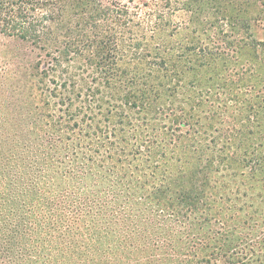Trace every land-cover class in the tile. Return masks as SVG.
<instances>
[{"label":"rangeland","instance_id":"374dc122","mask_svg":"<svg viewBox=\"0 0 264 264\" xmlns=\"http://www.w3.org/2000/svg\"><path fill=\"white\" fill-rule=\"evenodd\" d=\"M103 4H113L109 8L114 10L129 6L131 29L123 32L115 26L116 15L108 21L96 12L88 34L99 33L101 24L107 26L108 36L129 37L132 31L143 53L151 54L146 60L156 59L162 57L161 49L139 37L144 24L162 21L167 25L163 37L176 50L162 57L164 70H149L128 55L118 58L119 69L128 77L173 88L148 113L126 109L139 123L145 116L150 120L149 126H141L151 143L150 180L164 178L159 202L144 205L154 213L153 220H141L142 242L155 244L158 252L131 264H264V30L253 20V2L103 0ZM78 26V32L84 29ZM40 45L0 31V108L15 114L13 123L26 124L28 113H35L33 98L40 97L26 86L28 80L39 81L35 76L40 58L42 63L49 60L50 49L42 52ZM194 45L203 48V58L181 57L180 48ZM58 65L54 78L66 79L69 85L86 80L85 85L96 76L86 56ZM54 78L45 84L54 87ZM47 102L52 109L57 101ZM10 113L4 122H9ZM129 127L121 128L119 135L128 139L133 131ZM129 142L134 143L132 137ZM1 222L0 245L10 264H111L55 238L38 222L30 221L25 228L16 227L15 221Z\"/></svg>","mask_w":264,"mask_h":264},{"label":"trees","instance_id":"16d2710c","mask_svg":"<svg viewBox=\"0 0 264 264\" xmlns=\"http://www.w3.org/2000/svg\"><path fill=\"white\" fill-rule=\"evenodd\" d=\"M250 1L255 25L264 30V0ZM109 7L115 6H104L103 0H0L2 34L41 44L42 52L50 49L47 62L40 58V72L35 76L39 81L27 82L26 87L40 98H33L35 113H28L26 124L13 123L15 114L0 108V225H4L1 220H9L25 228L30 221L38 222L55 238L66 239L98 261L131 264L158 252L155 244L142 242L141 220H153L154 213L144 205L159 202L164 178L150 180L151 143L141 127L149 126L150 120L145 116L139 123L126 109L148 113L173 88L128 77L119 69L118 58L128 55L149 70H164L162 57L176 50L163 37L167 25L162 21L144 24L139 37L161 49L162 57L156 59L146 60L151 54L143 53L132 31L129 37L125 33L108 36L107 26L101 24L99 33L88 34L96 12L108 21L116 15L115 26L130 31L129 6ZM78 25L83 26V34ZM199 47L178 52L181 57L203 58ZM82 56L96 75L90 82L69 85L66 79L54 78L60 61H81ZM50 77L54 87L45 84ZM47 99L57 101L55 108ZM62 111L65 117L53 115ZM125 127L133 130L128 139L119 135ZM131 137L134 143L129 142ZM7 256L0 245V264H10Z\"/></svg>","mask_w":264,"mask_h":264}]
</instances>
